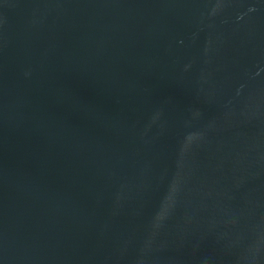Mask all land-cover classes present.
I'll return each instance as SVG.
<instances>
[{
  "label": "water",
  "instance_id": "1",
  "mask_svg": "<svg viewBox=\"0 0 264 264\" xmlns=\"http://www.w3.org/2000/svg\"><path fill=\"white\" fill-rule=\"evenodd\" d=\"M0 264H264V0H0Z\"/></svg>",
  "mask_w": 264,
  "mask_h": 264
}]
</instances>
